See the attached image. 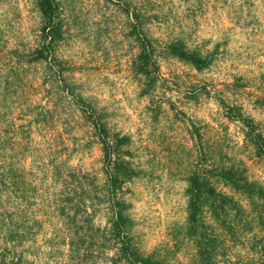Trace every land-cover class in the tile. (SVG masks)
Here are the masks:
<instances>
[{"label":"rangeland","instance_id":"obj_1","mask_svg":"<svg viewBox=\"0 0 264 264\" xmlns=\"http://www.w3.org/2000/svg\"><path fill=\"white\" fill-rule=\"evenodd\" d=\"M55 3V55L63 79L94 102L111 130L127 137L126 159L134 176L123 184L121 194L129 204L134 241L145 253L165 256L167 264H197L193 241L185 234L188 176L209 172L211 163L221 164L264 189V157L245 139L241 125L226 118L219 103L222 99L224 105L236 107L264 133V0ZM133 9L154 41L159 68L150 77L140 71L139 43L131 31ZM40 25L37 0H0V76L12 68L15 75L10 78L22 83L9 112L21 117L31 105L48 110L44 122L20 129L13 156L23 167L21 174L30 171L38 179L41 174L34 165L46 158L59 168L66 186L89 190L94 183L98 188L101 154L88 122L53 83L39 86L43 64L27 66L19 57L38 43ZM170 41L211 55L210 64L197 70L165 54L163 47ZM25 117L29 119L21 117L20 124L26 125ZM27 130L30 139L25 138ZM87 173L83 182L80 178ZM49 185L36 183V193H50L54 187ZM30 219L40 225L23 244L32 253L30 264H59L65 247L55 255L46 241L57 227L55 220L46 209L35 208ZM95 221L104 225L101 212Z\"/></svg>","mask_w":264,"mask_h":264},{"label":"trees","instance_id":"obj_2","mask_svg":"<svg viewBox=\"0 0 264 264\" xmlns=\"http://www.w3.org/2000/svg\"><path fill=\"white\" fill-rule=\"evenodd\" d=\"M37 6L41 19L38 43L19 57L27 66L43 64V73L36 80L39 86L53 83L80 118L88 122L101 154V185L97 188L91 183L89 190L70 188L59 168L46 158L34 165L41 174L38 179L30 171L20 173L23 167L13 156L20 129L44 122L48 110L31 105L26 113H19L21 117L29 116L23 119L26 125L20 124L21 117H13L9 109L17 102L15 89L22 83L15 76L10 78L15 75L10 68L0 76V264L31 263L32 253L23 244L31 241L33 228H40L37 221L30 219L32 208L42 212L46 209L56 222L57 227L51 229L46 241L55 255L65 247V259L59 264H98L97 259L105 264H167L165 256L145 253L134 241L129 204L121 194L123 184L134 176L126 159L127 137L111 130L94 102L82 98L65 82L63 67L55 55L59 37L55 0H37ZM131 15L132 35L140 49V71L150 77L159 68L154 41L144 32L139 12L133 9ZM163 49L165 54L187 61L197 70L206 68L212 58L179 42H167ZM219 103L225 107L226 118L241 125L245 139L264 157V133L254 120L236 107L224 105L222 99ZM25 138L30 139L29 130ZM209 170L190 174L184 189L185 234L193 241L197 264H264V189L232 166L211 163ZM88 175L80 179L85 182ZM38 182H48L54 190L38 194ZM99 212L103 226L95 224Z\"/></svg>","mask_w":264,"mask_h":264}]
</instances>
